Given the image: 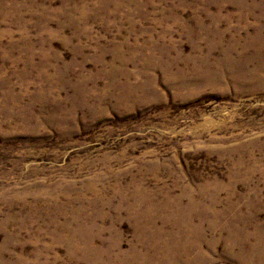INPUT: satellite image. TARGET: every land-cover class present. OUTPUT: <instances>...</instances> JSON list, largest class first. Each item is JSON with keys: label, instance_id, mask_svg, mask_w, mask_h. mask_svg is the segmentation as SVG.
Segmentation results:
<instances>
[{"label": "rangeland", "instance_id": "1", "mask_svg": "<svg viewBox=\"0 0 264 264\" xmlns=\"http://www.w3.org/2000/svg\"><path fill=\"white\" fill-rule=\"evenodd\" d=\"M0 264H264V0H0Z\"/></svg>", "mask_w": 264, "mask_h": 264}]
</instances>
